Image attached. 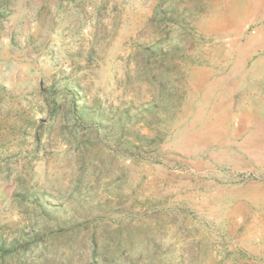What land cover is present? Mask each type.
<instances>
[{"label": "rangeland", "instance_id": "obj_1", "mask_svg": "<svg viewBox=\"0 0 264 264\" xmlns=\"http://www.w3.org/2000/svg\"><path fill=\"white\" fill-rule=\"evenodd\" d=\"M263 66L264 0H0V255L264 264Z\"/></svg>", "mask_w": 264, "mask_h": 264}, {"label": "trees", "instance_id": "obj_2", "mask_svg": "<svg viewBox=\"0 0 264 264\" xmlns=\"http://www.w3.org/2000/svg\"><path fill=\"white\" fill-rule=\"evenodd\" d=\"M20 255L19 254H16L15 252H12V251L11 252H3L0 255V264H7V262L10 259H14L17 256L19 257ZM22 256H24V255L22 254Z\"/></svg>", "mask_w": 264, "mask_h": 264}, {"label": "bare ground", "instance_id": "obj_3", "mask_svg": "<svg viewBox=\"0 0 264 264\" xmlns=\"http://www.w3.org/2000/svg\"><path fill=\"white\" fill-rule=\"evenodd\" d=\"M264 67V66H263ZM260 73H261V71H260Z\"/></svg>", "mask_w": 264, "mask_h": 264}]
</instances>
